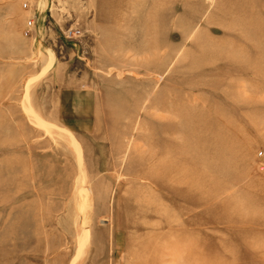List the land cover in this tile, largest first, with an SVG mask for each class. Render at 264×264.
<instances>
[{"label": "rangeland", "instance_id": "374dc122", "mask_svg": "<svg viewBox=\"0 0 264 264\" xmlns=\"http://www.w3.org/2000/svg\"><path fill=\"white\" fill-rule=\"evenodd\" d=\"M259 152L264 0H0V264H264Z\"/></svg>", "mask_w": 264, "mask_h": 264}, {"label": "built area", "instance_id": "2783aa9c", "mask_svg": "<svg viewBox=\"0 0 264 264\" xmlns=\"http://www.w3.org/2000/svg\"><path fill=\"white\" fill-rule=\"evenodd\" d=\"M260 162H259V170L264 174V157H262V153L259 152Z\"/></svg>", "mask_w": 264, "mask_h": 264}, {"label": "bare ground", "instance_id": "6f19581e", "mask_svg": "<svg viewBox=\"0 0 264 264\" xmlns=\"http://www.w3.org/2000/svg\"><path fill=\"white\" fill-rule=\"evenodd\" d=\"M50 58H53L52 56ZM52 61V60H51Z\"/></svg>", "mask_w": 264, "mask_h": 264}]
</instances>
